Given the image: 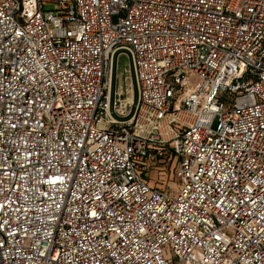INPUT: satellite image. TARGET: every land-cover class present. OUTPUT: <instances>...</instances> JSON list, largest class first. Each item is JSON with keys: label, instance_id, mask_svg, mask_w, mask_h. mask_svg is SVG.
Returning a JSON list of instances; mask_svg holds the SVG:
<instances>
[{"label": "built area", "instance_id": "obj_1", "mask_svg": "<svg viewBox=\"0 0 264 264\" xmlns=\"http://www.w3.org/2000/svg\"><path fill=\"white\" fill-rule=\"evenodd\" d=\"M0 264H264V0H0Z\"/></svg>", "mask_w": 264, "mask_h": 264}, {"label": "rangeland", "instance_id": "obj_2", "mask_svg": "<svg viewBox=\"0 0 264 264\" xmlns=\"http://www.w3.org/2000/svg\"><path fill=\"white\" fill-rule=\"evenodd\" d=\"M50 7H46L45 10H50ZM129 70V66H128V59L126 56H121L118 59V72L119 74H121V78L122 75L125 76L127 73L124 72V70ZM192 81L193 78H191ZM122 80L118 79V88L122 89L119 85L122 86L121 83ZM149 176L152 179V183L155 184V186L162 188V189H168V193L173 195L176 193L177 188H178V182L176 179L173 178V173H172V166L169 163L168 165H166L163 168L157 169L156 171H151V173H149L148 175L146 174L144 177L146 179L149 178Z\"/></svg>", "mask_w": 264, "mask_h": 264}, {"label": "trees", "instance_id": "obj_3", "mask_svg": "<svg viewBox=\"0 0 264 264\" xmlns=\"http://www.w3.org/2000/svg\"><path fill=\"white\" fill-rule=\"evenodd\" d=\"M147 181L149 182V184L150 185H152V186H155V184H153L151 181H152V179H151V177L149 176V178L147 179Z\"/></svg>", "mask_w": 264, "mask_h": 264}]
</instances>
